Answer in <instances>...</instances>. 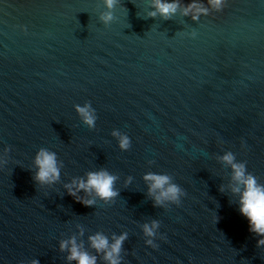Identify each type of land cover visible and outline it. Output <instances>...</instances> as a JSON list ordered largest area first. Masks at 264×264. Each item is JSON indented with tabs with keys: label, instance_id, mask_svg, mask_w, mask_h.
<instances>
[{
	"label": "water",
	"instance_id": "obj_1",
	"mask_svg": "<svg viewBox=\"0 0 264 264\" xmlns=\"http://www.w3.org/2000/svg\"><path fill=\"white\" fill-rule=\"evenodd\" d=\"M166 2L0 0V264H77L71 240L108 264L97 233L125 235L118 264H264L222 159L264 185V0ZM99 171L107 200L76 187Z\"/></svg>",
	"mask_w": 264,
	"mask_h": 264
},
{
	"label": "clouds",
	"instance_id": "obj_2",
	"mask_svg": "<svg viewBox=\"0 0 264 264\" xmlns=\"http://www.w3.org/2000/svg\"><path fill=\"white\" fill-rule=\"evenodd\" d=\"M214 4H218V0H211ZM108 6L111 7L112 0H107ZM156 9L164 16L175 11L176 3H168L166 0H155ZM191 7L195 8V5ZM154 14V13H153ZM78 111L83 115L85 122L91 125L93 123L92 117L89 115L86 108H78ZM120 146L127 147V139L121 137ZM222 159L229 163L233 169V179L237 182V187H233L232 191L239 194V212L248 221L249 231L261 237L258 244H264V185L257 184L254 177L245 175L242 165L232 163L233 157L231 154H225ZM35 163L38 166L36 179L38 181H51L58 176V170L55 167V154L41 150L36 158ZM114 177L105 171L90 172L86 180H81L76 183L77 189L83 188L85 191L91 189L96 195L102 199H109L116 195L112 188ZM146 180L152 181L149 191L152 189H159L167 184L168 177L162 175L148 174L145 176ZM242 185L243 187H239ZM179 189L176 185L168 184L167 188L156 197V202L159 203L160 197L175 199ZM69 193L75 195L69 187ZM85 204H91L92 201H82ZM155 227V223L153 224ZM146 234L151 235L152 231L147 225L144 226ZM125 239V235L121 234L119 237H114L111 244L108 243L107 238L97 233L89 237L91 246L97 252H104V259L108 264H118V253L120 245ZM71 246L69 248V260H76L77 264H95V257L90 256L88 253L80 251L74 240L68 242ZM151 243V241H148ZM65 247V243H61V248ZM36 264V262H33Z\"/></svg>",
	"mask_w": 264,
	"mask_h": 264
}]
</instances>
